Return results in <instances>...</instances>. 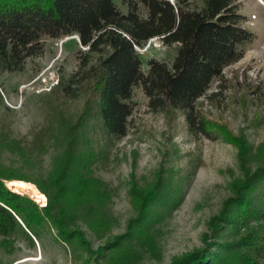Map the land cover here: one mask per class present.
<instances>
[{"label": "rangeland", "instance_id": "obj_1", "mask_svg": "<svg viewBox=\"0 0 264 264\" xmlns=\"http://www.w3.org/2000/svg\"><path fill=\"white\" fill-rule=\"evenodd\" d=\"M238 2L258 39L196 101L213 138L191 133L182 110H151L140 86L133 91L127 134L113 141L96 135L84 118L85 87L72 96L53 91L76 70L86 48L77 35L45 36L42 53L28 58L24 70L0 69V175L32 199L30 209L45 220L38 239L17 217L23 231L0 236V264H172L197 250L213 254L219 250L213 245L250 229L264 231L254 220L247 228H237L232 218L224 222L236 213L232 203L250 176L264 167V0ZM176 46L150 39L139 48L144 69L152 57L171 63ZM71 152L85 166L63 181ZM13 179L33 184L41 199L13 188ZM57 191L63 206H76L65 237L43 209ZM159 191L141 214L144 201Z\"/></svg>", "mask_w": 264, "mask_h": 264}, {"label": "trees", "instance_id": "obj_2", "mask_svg": "<svg viewBox=\"0 0 264 264\" xmlns=\"http://www.w3.org/2000/svg\"><path fill=\"white\" fill-rule=\"evenodd\" d=\"M121 1L126 11L115 0H0V69L24 70L28 58L42 53L45 36L77 35L86 48L78 53L76 70L67 81L54 85L53 91L62 89L72 96L85 87L90 99L84 118L96 135L113 141L127 134L133 91L140 86L151 110H182L191 133L213 138L196 101L221 77L224 68L240 60L258 39V34L245 26L247 16L240 12L238 0H203L201 7L191 0ZM155 37L166 45L176 44V54L171 63L150 58L145 70L139 48ZM43 132L35 135L36 143ZM80 160L71 152L63 181L74 178L71 175L77 168L85 166ZM3 178L0 175V236L23 231L19 217L40 239L45 220L30 209L34 201L13 191ZM39 187L45 190L41 184ZM59 188L66 192V186ZM245 188L232 203L237 204L236 213L230 211L224 220L232 218L231 224L237 228H247L252 220L264 224V167L250 176ZM59 191L49 195L43 209L65 237L66 219L76 216V206H63ZM103 193L96 192L94 197ZM156 194L160 191L144 201L141 214H146ZM159 204L168 206L165 201ZM213 246L219 248L213 254L197 250L172 264H228L224 257L232 258V264H264V231L250 229L234 241Z\"/></svg>", "mask_w": 264, "mask_h": 264}, {"label": "bare ground", "instance_id": "obj_3", "mask_svg": "<svg viewBox=\"0 0 264 264\" xmlns=\"http://www.w3.org/2000/svg\"><path fill=\"white\" fill-rule=\"evenodd\" d=\"M9 183L13 188L21 189L22 191H28L33 196H36L37 198L41 199V197H39L40 194L37 192L33 184L20 179L9 180Z\"/></svg>", "mask_w": 264, "mask_h": 264}, {"label": "built area", "instance_id": "obj_4", "mask_svg": "<svg viewBox=\"0 0 264 264\" xmlns=\"http://www.w3.org/2000/svg\"><path fill=\"white\" fill-rule=\"evenodd\" d=\"M173 1V0H172Z\"/></svg>", "mask_w": 264, "mask_h": 264}]
</instances>
